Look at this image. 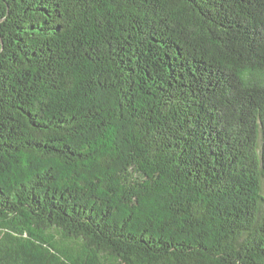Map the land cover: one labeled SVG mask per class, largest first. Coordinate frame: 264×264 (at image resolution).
I'll list each match as a JSON object with an SVG mask.
<instances>
[{
    "label": "trees",
    "instance_id": "trees-1",
    "mask_svg": "<svg viewBox=\"0 0 264 264\" xmlns=\"http://www.w3.org/2000/svg\"><path fill=\"white\" fill-rule=\"evenodd\" d=\"M0 264H264V0H0Z\"/></svg>",
    "mask_w": 264,
    "mask_h": 264
}]
</instances>
